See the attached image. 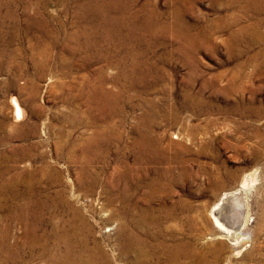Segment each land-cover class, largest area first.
Instances as JSON below:
<instances>
[{
  "label": "rangeland",
  "instance_id": "obj_1",
  "mask_svg": "<svg viewBox=\"0 0 264 264\" xmlns=\"http://www.w3.org/2000/svg\"><path fill=\"white\" fill-rule=\"evenodd\" d=\"M261 1L0 0V264H264Z\"/></svg>",
  "mask_w": 264,
  "mask_h": 264
},
{
  "label": "bare ground",
  "instance_id": "obj_2",
  "mask_svg": "<svg viewBox=\"0 0 264 264\" xmlns=\"http://www.w3.org/2000/svg\"><path fill=\"white\" fill-rule=\"evenodd\" d=\"M105 1V0H104ZM254 2H262L261 0H251ZM110 2V0H109ZM117 3V2H116ZM98 4V3H97ZM97 4H94L97 6ZM113 5V4H112ZM264 5V4H263ZM99 7V6H98ZM95 9V8H94ZM101 9V8H98ZM103 9V8H102ZM109 9V8H108ZM93 12V11H92ZM104 12V11H103ZM112 14V13H111ZM110 15V14H109ZM113 15V14H112ZM104 16V15H103ZM107 16V15H106ZM103 18V17H102ZM134 18V17H133ZM111 19V18H110ZM97 20V19H96ZM95 20V21H96ZM131 20V19H130ZM102 21V20H101ZM105 21V20H104ZM112 21V20H111ZM123 22H126V20H122ZM97 22V21H96ZM99 22V21H98ZM109 22V21H108ZM118 22V21H116ZM102 23V22H101ZM106 23V22H105ZM119 23V22H118ZM97 23H95L96 25ZM117 24V23H115ZM184 24V23H183ZM122 25V24H121ZM128 25V24H127ZM134 25V24H133ZM181 25V24H180ZM100 26V25H99ZM109 26V25H107ZM114 26V25H113ZM182 26V25H181ZM185 26V25H184ZM118 27V26H117ZM133 27V26H132ZM183 27V26H182ZM101 28V27H100ZM128 28V27H127ZM98 29V28H97ZM105 29V28H104ZM103 29V30H104ZM131 29V28H130ZM179 29V28H178ZM185 29V28H184ZM94 30V29H93ZM102 30V29H101ZM106 30V29H105ZM134 30V29H133ZM132 30V32H133ZM84 31V30H83ZM97 31V30H96ZM130 31V30H129ZM183 31V30H181ZM186 31V30H185ZM157 32V31H156ZM87 33V32H86ZM85 33V34H86ZM184 33V32H183ZM92 35V34H91ZM90 35V36H91ZM184 37V36H183ZM196 37V36H195ZM55 38V37H54ZM89 38V37H88ZM185 38V37H184ZM139 39V38H138ZM192 39V38H189ZM195 40V39H193ZM188 41V40H186ZM191 42H193L191 40ZM192 44V43H191ZM231 46V45H230ZM183 49V48H182ZM38 55V54H37ZM36 55V56H37ZM38 58V57H37ZM41 62V61H40ZM233 73V72H232ZM236 75V74H235ZM103 78V77H102ZM234 79V77H233ZM234 81V80H233ZM217 82V81H216ZM95 85V84H94ZM101 85V84H100ZM95 87V86H94ZM96 101V100H95ZM12 105L14 107V115L21 118L23 116V111L18 103V101L13 98L12 99ZM58 146V145H57ZM134 149V148H133ZM256 176V175H255ZM255 181L254 173L247 174L243 177L240 186L235 190H229L228 192H224L222 196L218 199V201L214 204L212 207V216H214V221L217 224L218 228L223 232L222 234L230 239H235V234L237 231L241 229V227L246 222V214H247V188L250 184H252ZM160 190V189H159ZM146 215V214H145ZM142 216V214H141ZM144 220V219H143ZM136 221V220H135ZM139 221V220H138ZM37 223H40V220L37 218ZM144 223V221H142ZM87 225V224H85ZM121 225V224H120ZM124 225V224H123ZM123 225L119 227V230L122 231ZM141 225V223H140ZM91 226V225H90ZM126 226V225H125ZM76 232H78V229L74 228ZM74 230V231H75ZM67 234V233H66ZM4 233L0 234V239L3 241ZM236 240V239H235ZM232 241V240H231ZM238 241V240H237ZM139 252L144 255V248L142 250H139ZM143 257V256H141ZM87 260H91L89 263L94 264L96 260H94V257L88 256ZM94 260V261H93ZM5 261H1V264H4ZM88 263V264H89Z\"/></svg>",
  "mask_w": 264,
  "mask_h": 264
}]
</instances>
